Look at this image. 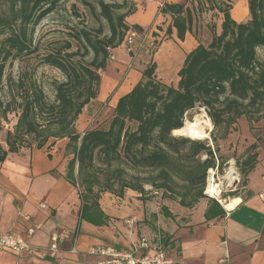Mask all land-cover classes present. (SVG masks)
<instances>
[{
	"label": "trees",
	"instance_id": "obj_1",
	"mask_svg": "<svg viewBox=\"0 0 264 264\" xmlns=\"http://www.w3.org/2000/svg\"><path fill=\"white\" fill-rule=\"evenodd\" d=\"M61 1L0 0V134L2 121L10 114L16 116L12 130L5 132L6 148L0 144V163L8 153L42 149L67 139L64 152L70 158L65 177L78 188L80 217L89 223L101 225L106 219L98 204L102 194L121 198L127 190L138 193L142 202L152 192H161L162 198L186 209L208 198L205 219L223 216L220 204L204 194L206 178L230 159L219 154L218 140L225 139L240 118L252 129L264 116V58L257 55L264 47V0H247L249 18L245 22L231 17L235 0H199L195 10L187 3L163 4L159 13L171 19L167 36L174 30L183 41L192 33L194 15L202 11L221 14L220 31L211 25L210 42L199 43L186 54L175 85L159 79L155 62L149 63L139 82L118 99L108 127L82 134L75 123L97 97L99 71L105 70L110 50L120 46L127 30H143L125 22L136 12L132 0H97L95 16L105 25L74 28L62 45L39 54L41 63L64 76L63 81L52 83L54 96L49 100L31 74L23 72L14 79L5 75V69L12 61L38 51L32 44L34 29L56 12ZM81 2L95 11L90 2ZM71 9L79 17L74 5ZM196 106L205 108L213 126L212 145L172 135L183 128L185 114ZM218 130L222 131L219 137L215 136ZM255 140L235 159L240 186L257 162L260 144ZM160 211L172 217L165 206Z\"/></svg>",
	"mask_w": 264,
	"mask_h": 264
},
{
	"label": "crops",
	"instance_id": "obj_2",
	"mask_svg": "<svg viewBox=\"0 0 264 264\" xmlns=\"http://www.w3.org/2000/svg\"><path fill=\"white\" fill-rule=\"evenodd\" d=\"M235 1L232 10L239 4L243 6L234 15L231 11V17L240 22L248 14L247 0ZM186 2L147 0L140 11L128 16V25H138L143 32L166 31L171 19L159 13L163 4ZM170 38L161 43L154 58L156 75L165 83L177 82V72L186 54L198 45L191 33L179 41L173 30ZM111 55L113 59L108 60L103 71L97 97L86 107L107 102L113 110L118 99L139 82L148 65L146 55L141 53L133 58L123 46L113 49ZM81 117L82 114L77 123ZM239 128L245 144L241 156L256 140L243 119L239 120ZM0 144L6 148L4 142ZM49 144L42 149L23 148L8 153L0 163V233L21 236L32 246V250L21 253L0 249V264H96L99 257L91 255L90 249L102 246L132 251L135 255L152 254L151 250L137 251L142 238L150 246L161 248L176 264H264V203L258 198L264 190L263 146L257 148V162L245 184L239 185L240 193L222 198L223 202L239 199L231 210L208 195L222 207L221 217L205 219L208 198L200 199L192 209L180 207L174 201L173 205L164 203L172 214L171 218L165 217L152 203L139 200L138 193L127 190L121 198L109 193L101 195L99 209L106 219L103 224L94 225L81 219L79 190L65 177L67 163L57 159L63 156L67 139ZM239 156L229 160L235 162ZM147 203L152 204L149 209ZM155 218L157 224L153 222ZM30 229L34 230L31 235ZM53 232L63 237L60 251L55 259L43 258L39 250L48 246ZM155 235L159 244L154 243Z\"/></svg>",
	"mask_w": 264,
	"mask_h": 264
},
{
	"label": "rangeland",
	"instance_id": "obj_3",
	"mask_svg": "<svg viewBox=\"0 0 264 264\" xmlns=\"http://www.w3.org/2000/svg\"><path fill=\"white\" fill-rule=\"evenodd\" d=\"M92 4L95 11H92L88 7L84 6L81 0H62L59 3L58 9L56 12L48 15L46 18H44L40 24L34 29L33 36H32V44L33 46L38 47V51L34 54L21 57L19 59H16L12 61V63L9 65L7 64L5 69V75H10L12 78L16 79V77L19 74H22L23 72H28L35 78L40 85L42 86L47 98L49 100L53 99L54 96V90L52 83L54 81H63L64 76L60 71H58L55 68L49 67L43 63L40 62L39 54H44L49 49L60 46L63 44L64 40L70 39V30H73L74 28H82V27H88L91 29L97 28L100 24L105 25L104 21H99L96 18V13L99 11V7L97 5V0H86ZM120 1V0H118ZM204 2V0H201ZM145 2H142L141 4H135L136 12L141 10V7L145 5ZM187 6L191 9H196V6L200 4L199 0H188ZM236 1L232 2V9L235 5ZM74 5L76 10L78 11L79 17H76L72 13L71 6ZM243 5L238 7L237 9L241 8ZM205 7V6H204ZM237 9H234L233 15L236 13ZM233 11V10H231ZM230 11V13H231ZM249 15L240 22H245L248 20ZM126 24H129L128 17L125 18ZM220 24H221V14H218L217 12H211V11H202L201 13H197L194 15V23L192 27V36L193 40L196 44H204L207 45L210 42L211 39V29L210 26H215V31L218 33L220 31ZM132 25H130L131 27ZM105 32L107 31V28L104 27ZM150 32L149 30H147ZM160 31V30H159ZM145 32V31H144ZM162 34H164V37H162V42H167L171 38L170 36H167L165 34V31H160ZM2 36H0V42H1ZM123 41V40H122ZM160 43V45H161ZM178 45V43L176 42ZM159 45V46H160ZM120 46H123L122 43ZM124 48V46H123ZM159 48V47H158ZM157 48V49H158ZM158 50H155L154 52L146 53L145 51H142L141 53L143 55H146L148 59V64L151 62H155V53H157ZM140 53V54H141ZM139 54V55H140ZM257 55L259 59L264 58V47H261L257 50ZM138 57V56H137ZM135 57V58H137ZM100 76H102L104 73L103 71H99ZM171 84H176L171 83ZM6 91V90H5ZM113 110L111 107H109L108 103H92L91 107H85L82 111V117L78 121V123H75V126H77L76 131L84 133L87 130L98 128V129H106L108 127V124L112 118ZM198 115H204L206 117L207 113L205 111L204 107L196 106L194 109L188 111L185 114L184 121L192 122L195 118V116ZM244 118H240L239 120ZM239 120L236 122L235 125L231 128V130L228 132L225 139L218 140V147H219V154L222 156V158L231 159V157L239 156L241 154L242 147L245 146L243 144V140L241 139V129L239 128ZM16 122V116L14 114H10L8 116L7 121H2L3 131L0 134V142L3 143L5 132L8 130H12L13 125ZM247 122V121H246ZM242 124V123H241ZM240 124V125H241ZM250 129V128H249ZM213 130V126L211 124V127L209 128V132L206 139L200 140V141H207L209 145H212L211 142V132ZM250 132L252 136L255 138H258V142L261 146L264 148V116L263 118L256 124L252 125V129H250ZM222 133L221 130H218L215 132V136L219 137ZM81 134V133H80ZM174 136H182L180 134H172ZM188 138V137H186ZM191 139V138H190ZM194 140V139H193ZM245 142V141H244ZM242 144V146H241ZM49 150V148H48ZM70 156H65V152H63V156L59 157L60 163H67ZM233 172L234 179L228 178L226 179V175L229 171ZM211 180V185L215 188L217 196H215L218 200L223 202L222 194L227 195L231 192H237L240 193V182H241V176L238 172V169L235 165L234 160H228L224 161L222 164V168L220 171H215V173H209L206 178V186L204 190V194L209 197L206 194V187L209 183L208 181ZM235 180V181H234ZM147 190H151L149 186H146ZM148 202L152 203L153 206L158 210L159 214H161L160 208L164 206V203H168L169 205H173L171 200L167 198L161 197V192H152L150 197L147 198ZM152 204L147 203L148 209L149 206H152ZM169 222V225L173 226V223L171 220H167ZM154 224H157V218L153 220ZM153 236V235H152ZM154 238V237H153ZM154 243L159 244L157 236L155 235V241ZM170 254V252H168Z\"/></svg>",
	"mask_w": 264,
	"mask_h": 264
},
{
	"label": "built area",
	"instance_id": "obj_4",
	"mask_svg": "<svg viewBox=\"0 0 264 264\" xmlns=\"http://www.w3.org/2000/svg\"><path fill=\"white\" fill-rule=\"evenodd\" d=\"M136 4H141L146 0H132ZM164 34L159 31L136 32L133 29L127 30L124 35L122 45L126 52L133 58L139 56L142 51L146 53L154 52L162 42ZM110 50L109 59H113ZM212 174V173H211ZM258 198L264 203V190L258 194ZM34 230H28V234H33ZM63 243V237L58 232L50 235L49 244L46 248L39 250L43 258L55 259ZM0 249H6L15 253L32 250L21 236L13 233H0ZM138 250H151L152 254L135 255L132 251L113 248L111 246L95 247L90 249V254L99 257L96 264H176L168 257L161 248L150 246L145 238H142L137 247Z\"/></svg>",
	"mask_w": 264,
	"mask_h": 264
},
{
	"label": "bare ground",
	"instance_id": "obj_5",
	"mask_svg": "<svg viewBox=\"0 0 264 264\" xmlns=\"http://www.w3.org/2000/svg\"><path fill=\"white\" fill-rule=\"evenodd\" d=\"M240 7V4L236 6L235 9ZM235 10H233L234 12ZM232 12V13H233ZM211 127V122L208 117L198 115L195 116L194 120L192 122L189 121H184L183 128L177 131H173L172 134H180L182 136L194 139V140H204L208 135V130ZM226 179L231 178L234 179L233 172L230 170L228 174L226 175ZM209 183L207 184L206 187V194L215 197L217 196L215 188L211 185V180L208 181ZM239 202L238 198H234L229 202H222L224 208L231 210L237 203Z\"/></svg>",
	"mask_w": 264,
	"mask_h": 264
},
{
	"label": "water",
	"instance_id": "obj_6",
	"mask_svg": "<svg viewBox=\"0 0 264 264\" xmlns=\"http://www.w3.org/2000/svg\"><path fill=\"white\" fill-rule=\"evenodd\" d=\"M235 181V180H234Z\"/></svg>",
	"mask_w": 264,
	"mask_h": 264
}]
</instances>
